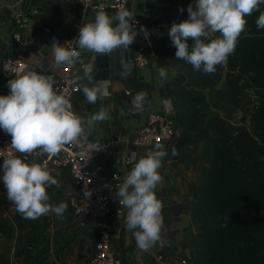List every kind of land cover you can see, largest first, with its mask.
<instances>
[{
  "label": "crops",
  "instance_id": "0c3cea01",
  "mask_svg": "<svg viewBox=\"0 0 264 264\" xmlns=\"http://www.w3.org/2000/svg\"><path fill=\"white\" fill-rule=\"evenodd\" d=\"M189 4H192V0H127V10L144 22V31H139L133 48L136 51L141 44L146 46L150 54L149 66L144 70L134 67L131 78L113 77L108 89L110 95L98 99L94 105L87 102L83 91L72 101L75 113L85 120L97 113L101 105L109 109L110 119L97 122L89 136L99 141L105 172L109 175L119 173L123 181L134 167L135 162H128L131 153H137V160L148 153L135 147L133 140L149 117L160 112L162 100L170 97V86L179 76V70L169 64V56L158 53L157 49L179 10L187 9ZM19 10L28 15L31 21L29 30L24 32L30 45V57L42 54L53 64L50 74L46 75H62L63 67L57 68L54 65L51 46L54 38L68 48L69 42L77 35L76 25L93 20L96 13H83L80 0H0V65L3 59L13 55V16ZM107 14L113 16L115 12L109 11ZM76 49L81 51L84 63L93 65V75L96 70V53L81 50L78 45ZM160 67L166 68L167 79L159 76ZM88 83L86 78L82 80V85ZM1 86L3 81L0 79ZM141 91L147 92L144 110L132 112V98ZM202 148L203 144L200 143L187 147L178 155L170 156L167 153L159 169L162 181L155 192L162 202L163 232L171 244L167 252L171 264H180L182 260L192 261L195 230L191 210L196 202L194 194L202 181L203 168L206 166ZM163 150L167 152V148ZM33 162L39 163L38 160L28 163ZM51 174L61 186L57 188L53 185L48 188L49 203L55 206L65 202L68 207L63 218H58L54 213L48 214L51 225L44 234L19 230L13 222L16 211L7 198V192L3 196L0 194V220H5L14 228L11 236L0 231V264H91L98 240L96 224L92 219L74 214L70 202L77 196L78 189L69 172L62 169ZM174 223H178L175 228ZM113 246L120 257H128L133 249V240L122 225L114 231ZM24 250L32 252L30 260L25 259Z\"/></svg>",
  "mask_w": 264,
  "mask_h": 264
},
{
  "label": "clouds",
  "instance_id": "9594fccd",
  "mask_svg": "<svg viewBox=\"0 0 264 264\" xmlns=\"http://www.w3.org/2000/svg\"><path fill=\"white\" fill-rule=\"evenodd\" d=\"M261 4L264 0H196L194 5L189 4V18L180 23L174 22L168 32L177 49L176 58L188 62L197 71L214 73L216 66L226 64L229 55L235 51L238 38L246 27L247 16L259 11L256 25L264 29ZM137 23L127 9L121 8L113 16L100 10L93 20L82 22L76 39L78 48L99 56L110 55L117 49L127 50L139 31H144L143 28L134 30ZM216 33L220 36L215 37ZM189 38L194 41L191 47ZM65 45L62 46L54 38L51 46L55 67L71 66L79 61L83 76H77L73 83L86 78L89 83L78 86V90L82 87L87 102L96 104L106 94L107 80L96 81L92 75L93 65L84 63L81 51ZM159 76L167 79L165 67L159 68ZM55 85L51 75L22 71L8 81L9 94L0 95V129L11 136V148L25 154L22 159L12 152L8 153L3 160L2 181L8 200L24 220L35 221L49 213L63 218L67 203L55 206L49 203L48 188L53 185L59 188L61 185L49 171L48 161L64 145L76 142L80 137L86 138L97 122L110 119L109 109L101 105L97 113L85 120L72 110L69 100ZM146 97L145 91L137 93L132 98L130 111H143ZM87 147L99 152V141L90 142ZM163 147L157 143L154 150L138 160L137 153L133 151L128 162H135L134 167L118 185L116 192L120 209L127 210L123 224L133 233L141 251H147L161 238L162 202L157 198L155 189L162 181L159 169L163 157L167 155ZM36 150L40 155H47L48 159L42 164L26 163L27 155ZM172 154H178L175 148ZM114 178H117L116 175ZM86 195L91 196V193ZM119 215L122 218L121 210Z\"/></svg>",
  "mask_w": 264,
  "mask_h": 264
},
{
  "label": "trees",
  "instance_id": "16d2710c",
  "mask_svg": "<svg viewBox=\"0 0 264 264\" xmlns=\"http://www.w3.org/2000/svg\"><path fill=\"white\" fill-rule=\"evenodd\" d=\"M259 14L246 17L235 51L211 74L176 58L169 31L158 45L157 52L166 53L169 64L181 72L170 86L178 132L165 146L167 153L202 143L206 164L191 210L195 231L189 264H264V29L256 25ZM188 18L187 9L179 10L173 23ZM193 43L189 38L190 47ZM220 84L217 98H208L207 91ZM246 103L247 114L237 120ZM13 222L22 232L37 234L51 225L48 215L31 221L18 212ZM0 231L11 236L14 228L0 220ZM23 253L31 259L30 250Z\"/></svg>",
  "mask_w": 264,
  "mask_h": 264
},
{
  "label": "built area",
  "instance_id": "2783aa9c",
  "mask_svg": "<svg viewBox=\"0 0 264 264\" xmlns=\"http://www.w3.org/2000/svg\"><path fill=\"white\" fill-rule=\"evenodd\" d=\"M80 3L83 13H97L100 10L106 13L109 11L116 13L121 8L127 9V0H80ZM133 17L138 22L134 30L139 31L144 22L135 15ZM13 25L15 28L12 33L13 55L1 61L0 79L3 81V86L0 87V95L9 94L8 81L15 78L18 72L31 70L50 74L53 66L42 54L30 57V45L24 37V32L31 26L29 16L21 10L17 11L13 16ZM80 27H82L81 23L76 25L77 35L72 42H69V49L76 48ZM134 64L141 70L149 66L150 54L145 45L141 44L135 51ZM62 73L60 76L53 77L56 82L55 86L72 105L74 97L82 91V87L78 90V86H82V80L76 83L73 81L77 76H82L83 69L81 64L76 62L74 65L63 67ZM175 115L176 105L170 97L164 98L161 102L160 112L153 113L149 117L146 125L133 140L134 146L148 152L154 150L157 143L162 144L165 148L168 143L174 140L178 132ZM11 141V136L0 129V165H3V160L9 152L22 159L25 157V154L11 148ZM90 142L96 141L87 135L86 138L80 137L76 142L64 145L61 151L48 161V169L51 172L62 169L69 172L78 189L77 196L70 202L74 214L92 219L96 224L98 240L91 264H125L126 258L129 260L126 264H171L167 257L171 244L163 232L164 222L160 240L147 251L138 249L133 233L129 232L123 224V217L127 215V210L120 209L119 197L116 195L118 185L123 182L121 174L109 175L105 172L101 162V146L99 144V152L89 150L87 145ZM46 159H48L47 155H40L39 150H36L27 155L25 162L38 160L42 164ZM115 175L117 178H114ZM89 193L91 196L86 195ZM120 210L122 218L119 215ZM116 222L121 223L133 240L134 246L128 257L118 256L113 249ZM177 224H173L174 228ZM180 264H189V261L182 260Z\"/></svg>",
  "mask_w": 264,
  "mask_h": 264
},
{
  "label": "water",
  "instance_id": "95a60500",
  "mask_svg": "<svg viewBox=\"0 0 264 264\" xmlns=\"http://www.w3.org/2000/svg\"><path fill=\"white\" fill-rule=\"evenodd\" d=\"M134 53L135 49L132 43L127 50L117 49L112 54L106 56H99L96 54V70L93 77L96 81L107 80L106 94L103 98L110 95L108 89L113 77L118 76L119 79H127L133 76L135 67L133 62ZM114 226L116 230V228L121 226V223L116 222Z\"/></svg>",
  "mask_w": 264,
  "mask_h": 264
},
{
  "label": "rangeland",
  "instance_id": "374dc122",
  "mask_svg": "<svg viewBox=\"0 0 264 264\" xmlns=\"http://www.w3.org/2000/svg\"><path fill=\"white\" fill-rule=\"evenodd\" d=\"M196 2V0H192V4L194 5ZM181 74V72L179 73ZM223 88V84L219 85L217 88H215L214 90H210L207 91V96L208 98L215 100L217 98V96L221 93ZM250 94H246L244 95V101L248 102L250 100ZM248 112V106L247 103L244 104L239 112L238 117L236 118L237 120L240 119L243 115H246ZM236 121V120H235ZM3 165H0V194H2V196L7 192L6 188L4 187L3 181H2V177H3Z\"/></svg>",
  "mask_w": 264,
  "mask_h": 264
}]
</instances>
